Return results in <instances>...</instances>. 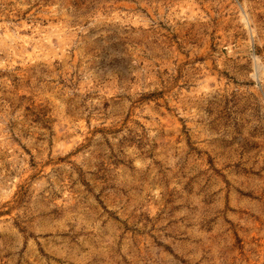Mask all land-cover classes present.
Instances as JSON below:
<instances>
[{
    "label": "rangeland",
    "instance_id": "rangeland-1",
    "mask_svg": "<svg viewBox=\"0 0 264 264\" xmlns=\"http://www.w3.org/2000/svg\"><path fill=\"white\" fill-rule=\"evenodd\" d=\"M0 264H264V0H0Z\"/></svg>",
    "mask_w": 264,
    "mask_h": 264
}]
</instances>
